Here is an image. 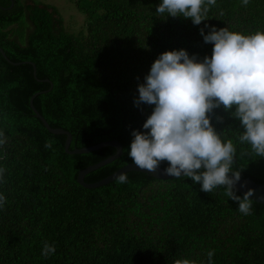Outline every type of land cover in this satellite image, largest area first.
Instances as JSON below:
<instances>
[{
	"label": "trees",
	"instance_id": "1",
	"mask_svg": "<svg viewBox=\"0 0 264 264\" xmlns=\"http://www.w3.org/2000/svg\"><path fill=\"white\" fill-rule=\"evenodd\" d=\"M161 3L76 0L86 24L74 35L51 6L0 0V194L6 198L0 264H209V251L211 264H264V205L252 202L244 215L223 187L205 193L191 178L159 180L139 172L127 173L125 184L86 189L80 172L117 151L68 154L67 136L49 132L31 107L36 94L47 92L34 107L51 128L72 135L70 151L121 143L122 157L87 175L86 183L133 164L131 133L150 131L143 124L155 107L136 106L138 86L160 55L185 50L198 62L210 58L213 45L201 29L204 35L211 28L264 33V0L246 6L205 0L209 10L200 25L157 13ZM235 111L221 105L209 114L211 124L236 148L231 172L264 185V157L240 142L244 128ZM45 243L55 246L54 254L42 255Z\"/></svg>",
	"mask_w": 264,
	"mask_h": 264
},
{
	"label": "clouds",
	"instance_id": "2",
	"mask_svg": "<svg viewBox=\"0 0 264 264\" xmlns=\"http://www.w3.org/2000/svg\"><path fill=\"white\" fill-rule=\"evenodd\" d=\"M248 2L243 0L245 6ZM207 4L215 5L216 0H207ZM204 5L205 0H162L156 12L172 17L181 14L200 25L209 10ZM201 35L206 44L213 45L210 58L198 62L185 50L165 52L152 64L146 82L138 86L136 106L143 103L155 107L143 124V129L150 131L131 133L134 139L128 155L135 166L149 173H155L161 162L167 161L168 176L191 178L205 193L223 187V194L248 215L254 191L249 189L243 197L237 195L241 175L231 172L236 148L230 140L221 141L209 114L221 105L226 111L235 106L233 115L244 128L240 142H248L256 155L264 157V33L246 36L227 28H211L207 35L201 29ZM3 171L0 169V174ZM116 182L129 181L123 173ZM5 202L0 194V207ZM55 251L54 245L45 243L42 255L47 257ZM213 255L208 252L209 264ZM175 264L192 262L177 260Z\"/></svg>",
	"mask_w": 264,
	"mask_h": 264
},
{
	"label": "water",
	"instance_id": "3",
	"mask_svg": "<svg viewBox=\"0 0 264 264\" xmlns=\"http://www.w3.org/2000/svg\"><path fill=\"white\" fill-rule=\"evenodd\" d=\"M1 52L3 53L2 50H1ZM15 65H21V64H15ZM32 65H33V67L35 69V74H36V66L34 64H32ZM47 82L50 83V81H47ZM44 93H47V92L36 94L32 98L31 107L34 110L36 116L42 121V123L44 124V126L47 128V130L49 132H51L54 135L67 136L66 152L68 154L82 155V154L92 153V152L98 151V150L106 148V147H112V148H114L117 151V153L113 157H110L107 160H105V161H103V162H101V163H99L97 165L88 167L87 169H85V170L80 172L79 177H78V183L82 187H84L86 189H89V190L97 189V188L103 187L105 185H108L110 183H113L114 181H116V177L118 175L123 174V173L127 174V173H130V172H139V173H143V174H148V175L153 176L155 179H159V180L176 179L175 177L168 176L165 173V170L160 168V167L155 173H149V172H147V170L139 169L134 164H129V165L125 166L124 168L120 169L118 172H116L112 176L106 178L105 180H103L101 182H98V183H95V184L86 183L85 182V178H86L87 175H89L90 173L95 172V171H97V170H99V169H101V168L113 163L114 161L118 160L119 158H121L122 155H123V146L121 145V143H119L117 141H111V142L101 143V144H99V145H97L95 147L88 148V149L70 151V146H71L72 140H73L72 135L69 132L65 131V130L51 128V126L48 124V122L40 115V113L34 107L35 98L38 97L40 94H44ZM181 177H183V176H181ZM249 189L254 191V195L252 197H250V199H252L253 202H255V203L264 205V185L263 184H258L256 182L250 180V179H242V178H240V181L236 184L237 192L240 193L241 195H244V193L247 192Z\"/></svg>",
	"mask_w": 264,
	"mask_h": 264
},
{
	"label": "rangeland",
	"instance_id": "4",
	"mask_svg": "<svg viewBox=\"0 0 264 264\" xmlns=\"http://www.w3.org/2000/svg\"><path fill=\"white\" fill-rule=\"evenodd\" d=\"M43 6H51L59 11L68 33L78 35L85 30L86 17L75 6L76 0H31ZM18 31V28H14Z\"/></svg>",
	"mask_w": 264,
	"mask_h": 264
}]
</instances>
